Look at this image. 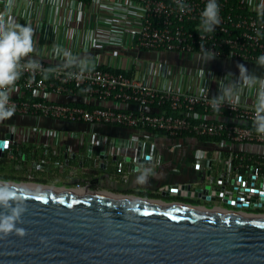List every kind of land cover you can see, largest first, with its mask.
Returning <instances> with one entry per match:
<instances>
[{"label":"built area","instance_id":"1","mask_svg":"<svg viewBox=\"0 0 264 264\" xmlns=\"http://www.w3.org/2000/svg\"><path fill=\"white\" fill-rule=\"evenodd\" d=\"M205 3L0 0V24L33 28V50L20 58V76L11 86L10 116L36 120L3 128L0 140L7 145L0 150L12 156L20 134L26 139L41 134L48 139L45 145L68 135L80 147L89 143V153L99 146L91 157L94 167L103 162L100 151L105 155V146L114 147L122 156L115 168L126 178L162 162L157 152L139 154L150 155L148 161L128 154L152 136L221 137L194 153L195 167L205 172L201 194L215 197L213 207L264 216V133L256 130V118L264 114V77L218 69L215 63L202 66L204 50L223 62L264 63V0H217L220 23L212 32L201 27ZM187 58L200 60V66L178 62ZM42 118L55 128L41 126ZM64 124H115L147 132L98 136ZM46 163L40 158L34 166ZM182 184L159 190L178 194Z\"/></svg>","mask_w":264,"mask_h":264},{"label":"water","instance_id":"2","mask_svg":"<svg viewBox=\"0 0 264 264\" xmlns=\"http://www.w3.org/2000/svg\"><path fill=\"white\" fill-rule=\"evenodd\" d=\"M139 154L140 142L137 159H150ZM5 182L25 205L18 225L25 232L0 233V264H264L262 215L92 190L89 184L57 187L0 178V185ZM181 188L177 193L184 197L215 198L188 184ZM7 211L0 206V213Z\"/></svg>","mask_w":264,"mask_h":264},{"label":"crops","instance_id":"3","mask_svg":"<svg viewBox=\"0 0 264 264\" xmlns=\"http://www.w3.org/2000/svg\"><path fill=\"white\" fill-rule=\"evenodd\" d=\"M218 62L220 61L218 60ZM213 63L218 69H229L225 61L221 64L216 61ZM209 65H205V67ZM252 65L242 62L236 63L229 70L235 72L248 66L253 69ZM253 74L264 77V74H258L256 68L255 70L253 69ZM35 122V118L30 117L2 116L0 117V135L3 133V128H11V124L32 125ZM40 123L43 127L55 128L56 126L52 120L47 118H42ZM67 128L76 131V133L80 131H96L98 136L107 135L120 138H129L132 135L139 134L137 130L132 128H122L115 125L75 124L68 125ZM146 132H140L139 136L144 137L143 135ZM28 136V139H26L24 138L25 136L23 137L20 134L18 145L12 147V156L9 157L5 153L0 155V177L8 180L26 181L57 187H75L76 183L89 184L92 190L148 197L157 200H182L210 206L218 202L217 200L184 197L174 193L163 194L159 190V187L165 184L184 183L188 184L191 189L199 188L203 185L205 172L203 169L195 167L194 153L198 148H210L213 145L204 143L194 136L156 135L145 140V143L140 147V153L157 152L162 154L163 160L148 169H138L126 178L121 177L115 168L116 160L122 156L114 147L112 148L108 145L106 148L105 146L103 164L101 163L100 167H94L91 165V157L99 148L96 144L90 154L88 152L89 143L80 147L78 140L74 139L72 141L68 135L61 141H52V144L49 145H45L44 142L48 139L41 134L35 133L32 136ZM71 142L74 144L73 146H69ZM136 150V145H132L128 150V154L134 157ZM40 158H45L47 163L41 168H36L34 161ZM218 166V162L213 164L215 170H218ZM141 174L145 175L146 181L139 182L137 180V176Z\"/></svg>","mask_w":264,"mask_h":264},{"label":"clouds","instance_id":"4","mask_svg":"<svg viewBox=\"0 0 264 264\" xmlns=\"http://www.w3.org/2000/svg\"><path fill=\"white\" fill-rule=\"evenodd\" d=\"M200 15L203 31H214L215 26L220 23L217 0H206ZM32 34L33 28L28 24H15L10 27L0 24V116H10L14 111V105L8 106L11 86L20 76L18 71L20 58L33 50ZM200 47L203 50V44ZM213 56L204 50L203 58L210 59ZM256 121L257 132L264 133V114L258 115ZM137 180L144 182L146 177L141 174L137 176ZM13 201L21 200L17 191L7 186L5 182L0 185V206L6 207L8 211L0 213V233L14 232L23 235L25 229L18 225L25 211V205L22 201L15 204L11 203Z\"/></svg>","mask_w":264,"mask_h":264},{"label":"trees","instance_id":"5","mask_svg":"<svg viewBox=\"0 0 264 264\" xmlns=\"http://www.w3.org/2000/svg\"><path fill=\"white\" fill-rule=\"evenodd\" d=\"M197 62H198V59H195ZM195 61V62H196ZM214 61H216L218 64H221V63H223V61H220V62H218V60L217 59H215V58H210V59H203V63L205 64V65H208V64H210L209 66H211L212 64H213V62ZM201 61L199 60V63H200ZM226 63H227V65H228V68L229 69H232L234 66H235V64L236 63H241L240 61L239 62H235V61H226ZM252 68L255 70V68H256V70L258 71V72H260V74H262V73H264V63H254L253 65H252ZM106 125H115V124H106ZM103 126H105V125H103ZM115 126H119V127H122V128H128V127H125V126H122V125H115ZM183 135H185V134H183ZM188 135H190V136H194V137H196L197 139H199V140H201L202 142H204V143H210V141H219L220 139H221V137H210V136H195V135H191V134H188ZM181 136V135H180Z\"/></svg>","mask_w":264,"mask_h":264},{"label":"rangeland","instance_id":"6","mask_svg":"<svg viewBox=\"0 0 264 264\" xmlns=\"http://www.w3.org/2000/svg\"><path fill=\"white\" fill-rule=\"evenodd\" d=\"M160 58H163V56H160ZM196 60L194 59V58H187V59H185V60H182V59H180L178 62H182V63H184V64H187V65H190V66H193V67H196V65H198L199 64V61L197 62H195ZM198 66H200V65H198ZM202 66H205V64L202 62ZM258 72V71H257ZM260 72H258V74H259ZM262 74H264V73H262Z\"/></svg>","mask_w":264,"mask_h":264},{"label":"flooded vegetation","instance_id":"7","mask_svg":"<svg viewBox=\"0 0 264 264\" xmlns=\"http://www.w3.org/2000/svg\"><path fill=\"white\" fill-rule=\"evenodd\" d=\"M1 179H4V180H8V179H6V178H4V177H0ZM15 181V180H14ZM19 182H22V181H19ZM24 183H30V182H26V181H23ZM30 184H35V183H30ZM39 185H42V184H39Z\"/></svg>","mask_w":264,"mask_h":264}]
</instances>
